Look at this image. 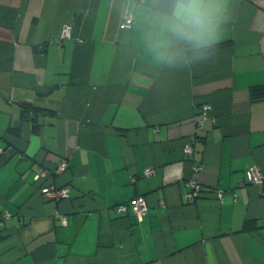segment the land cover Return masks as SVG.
Here are the masks:
<instances>
[{
    "label": "crops",
    "instance_id": "obj_1",
    "mask_svg": "<svg viewBox=\"0 0 264 264\" xmlns=\"http://www.w3.org/2000/svg\"><path fill=\"white\" fill-rule=\"evenodd\" d=\"M167 10L0 0V264H264V182L244 174L264 171V0H226L202 48L160 32ZM24 105L57 114L34 126ZM140 195L141 218L114 209Z\"/></svg>",
    "mask_w": 264,
    "mask_h": 264
},
{
    "label": "clouds",
    "instance_id": "obj_2",
    "mask_svg": "<svg viewBox=\"0 0 264 264\" xmlns=\"http://www.w3.org/2000/svg\"><path fill=\"white\" fill-rule=\"evenodd\" d=\"M225 6L226 0H168V10L157 15L159 30L194 48L217 44Z\"/></svg>",
    "mask_w": 264,
    "mask_h": 264
},
{
    "label": "built area",
    "instance_id": "obj_3",
    "mask_svg": "<svg viewBox=\"0 0 264 264\" xmlns=\"http://www.w3.org/2000/svg\"><path fill=\"white\" fill-rule=\"evenodd\" d=\"M133 20H134V15L131 12H126L123 17L122 20L119 23V27L120 28H130L133 24ZM70 34V26L68 24L64 25V27L62 28V36H66ZM202 115L198 116V121L199 123L202 120V117H204L205 112L211 108V105L209 104H205L202 107ZM185 153L187 155H191L193 152V147L191 144H187L185 146ZM3 149H0V152H2ZM68 167V162L66 159H63L61 161H59L55 168L53 169V172H61L64 171L66 168ZM195 169L199 168V165H196L194 167ZM154 168L152 167H148L144 170V174L145 176H149L151 174L154 173ZM48 170L46 168H41L36 174H35V178H39V177H45L48 174ZM245 179L247 182L249 183H256V184H260L262 182H264V171H262L260 168H258L256 165H252L250 167H247L245 169ZM190 188L191 190L186 193V198L188 200H193L195 199L199 193H200V186L199 184L193 180L190 182ZM43 194L45 197L53 199V200H58L62 197H66L69 195V189L66 186H55L53 184H49L47 186H45L43 188ZM127 206H130L133 211L137 214L138 218H141L147 211V202L145 200V198L143 196H136L133 197L132 199H130L128 201V203H122L119 205H116L114 207V209L117 212H124L127 209ZM63 220H64V216L59 215ZM6 217L5 214H0V224L2 223L3 218Z\"/></svg>",
    "mask_w": 264,
    "mask_h": 264
},
{
    "label": "trees",
    "instance_id": "obj_4",
    "mask_svg": "<svg viewBox=\"0 0 264 264\" xmlns=\"http://www.w3.org/2000/svg\"><path fill=\"white\" fill-rule=\"evenodd\" d=\"M22 110V115L21 119L22 120H27V121H32L33 125L35 126L36 122V115L39 113L42 114H48V115H56L57 111L55 109H49V108H44V107H38V106H29V105H24Z\"/></svg>",
    "mask_w": 264,
    "mask_h": 264
}]
</instances>
